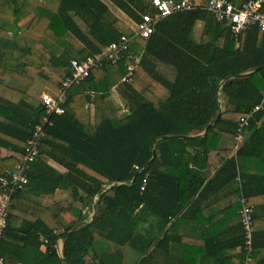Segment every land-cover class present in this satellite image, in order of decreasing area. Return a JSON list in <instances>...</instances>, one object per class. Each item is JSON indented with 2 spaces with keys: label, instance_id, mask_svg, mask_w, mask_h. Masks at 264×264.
<instances>
[{
  "label": "trees",
  "instance_id": "16d2710c",
  "mask_svg": "<svg viewBox=\"0 0 264 264\" xmlns=\"http://www.w3.org/2000/svg\"><path fill=\"white\" fill-rule=\"evenodd\" d=\"M106 3L131 25L140 14L152 12L150 0H0V176L16 170L44 114L41 96L58 95L61 82L71 73L70 62L87 59L119 37L133 34L131 26L112 16ZM23 13L31 15L27 30L36 40L19 35ZM198 23L202 29L196 41L193 31ZM140 46L135 44L130 51L135 59ZM143 47L137 65L124 60L92 70L80 86L69 90L64 114L50 118L39 156L26 170L28 183L11 198L0 264H123L125 247L137 253L136 264H153L154 255L145 254L152 246L153 251L163 248L164 255L178 264H193L191 254L169 249L178 238L168 231L161 239L148 237L145 231L162 234L171 219L188 218L197 194L200 198L228 187H234L229 196L236 217L241 195L254 208L251 259L252 264H264L260 232H255L264 221V216L257 217L264 203L258 206L254 201L264 198V175L251 172L258 162L264 164V109L250 120L234 155L221 145L225 136L233 139L239 119L264 95V69L237 77L264 66V33L251 27L234 37L207 12L194 10L162 20ZM128 65L135 66V72L128 83L120 84ZM136 68L158 86L135 88ZM161 68L170 69L173 77L167 78ZM6 72L27 79L28 87L23 91L9 87ZM114 88L129 106L130 115L123 119L110 97ZM158 89L167 92L166 99L157 96ZM47 159L66 173H58ZM202 171L213 173L212 179L206 181ZM57 190L69 191L70 199L47 206L45 197ZM95 197L96 213L88 222L84 209ZM205 210L193 208L192 217L201 218ZM78 224L82 225L69 234ZM240 229L237 245L242 249L241 225ZM95 235L115 250L93 251ZM200 240L206 248V243L216 246L213 235ZM180 242L190 243L186 237ZM235 260L244 264L243 252Z\"/></svg>",
  "mask_w": 264,
  "mask_h": 264
},
{
  "label": "built area",
  "instance_id": "2783aa9c",
  "mask_svg": "<svg viewBox=\"0 0 264 264\" xmlns=\"http://www.w3.org/2000/svg\"><path fill=\"white\" fill-rule=\"evenodd\" d=\"M150 7L152 12L140 14L139 20L133 24L131 36L119 37L118 40L110 43L104 51L87 59L72 60L70 62L71 73L61 82L58 95L56 97L49 94L41 96L44 114L26 142L24 156L14 172H7L0 176V241L7 226L11 198L14 193L24 188L28 183L26 170L29 164L35 162L39 156L41 141L46 137L45 128L50 125V118L64 114L69 90L80 86L89 77L92 70L99 69L106 64L115 65L124 60L134 61L137 65L143 54V42L155 32L157 25L162 20L178 13L194 10L205 11L216 22L228 27L234 37L251 27H256L261 33H264V0H248L238 7L231 0H150ZM135 44L141 45L140 49L136 50L138 56L136 59L130 54ZM126 70L127 73L121 79L120 84L129 82L135 72V66L128 65ZM263 109L264 95L252 110L239 119L233 137L234 152L243 143L244 130L248 127L250 120ZM135 170L141 171L138 167H135ZM147 178L148 174H145L140 187L141 192L144 191ZM236 181L240 183L238 178ZM238 202L241 206L238 212V221L244 234V243L241 249L244 254V264H252L254 208L248 205L247 199L242 195L238 198Z\"/></svg>",
  "mask_w": 264,
  "mask_h": 264
},
{
  "label": "crops",
  "instance_id": "0c3cea01",
  "mask_svg": "<svg viewBox=\"0 0 264 264\" xmlns=\"http://www.w3.org/2000/svg\"><path fill=\"white\" fill-rule=\"evenodd\" d=\"M231 1L234 3L235 6L238 7L244 4L248 0H231ZM119 13L118 15L116 14V17L121 19ZM70 39H72V42ZM68 40L71 44L75 42L78 46L76 49H80L81 45L77 41H75L73 38H69ZM115 91H116L115 88L111 90L110 97L114 107H116L118 118L123 119L126 116L130 115L129 106L125 101H124L125 104L120 108L115 106V94H114ZM117 96L122 98L119 94H117ZM157 96L161 100H164L167 97V92L164 89H158ZM99 103H100L99 95L96 94L94 96V104L98 105ZM90 107L91 110H93V106L91 105ZM221 145L223 148L232 149V154L233 155L235 154L233 150L234 141L232 138L230 139L225 136L223 139V143ZM6 155H9V153L3 152V156ZM46 162L49 166L54 168L58 173L60 174L66 173V169L63 166L58 165L53 160L47 159ZM263 165H264L263 163L258 162L254 166L251 172L264 175ZM202 175L206 181H209L213 177V173L209 171H202ZM233 189L234 187H228L217 193L216 192L209 194L206 193L200 198L198 197L199 195L197 194L192 199L193 201H191L189 204V206L191 207L189 208L190 211L188 210L189 214H186L189 215L186 220L182 221L177 218L171 219L169 224L166 226L165 231H163L162 234H159L158 231L151 230L149 233L145 231L146 232L145 235H148V237H152V238H156L158 236V238L161 239L163 237V234H165V232L168 231L169 236L178 238L177 241H173L169 245V249L173 252V254H191L190 256L193 264H236L235 257L240 255L242 251H241V247L237 245L238 239L241 235L240 224L238 221V217H236L235 215L236 211L234 210L235 208L234 202L232 203V197L229 196L230 193L233 191ZM108 190L109 188H107L105 192ZM69 194H70L69 191L57 190L52 196L45 197V204L47 206H50L64 199L69 200L70 199ZM166 197H168V195H166ZM96 200L97 197L93 198L90 207L84 209V212H87L89 214L90 219L88 220V222H91L93 217L95 216ZM254 201L258 204V206H260L261 204L264 203V198L255 197ZM75 206L77 208L79 207L78 204H75ZM189 206H187L181 214L186 212ZM193 208H201L206 210L203 211V214H201V218L198 216V218L196 217L194 219V217H192ZM263 216H264V210L257 214V217H263ZM152 226H154V223H152ZM144 227L147 228V225L145 224ZM256 231L260 232L258 242L261 244V247L259 248V252H260L261 260L264 261V221H262L260 224L255 226V232ZM203 235H205V237L206 235L207 236L213 235L216 246H213L212 243L211 244L206 243L208 245V248H206V246H201L202 243H200L201 241L200 239L203 237ZM183 237H186V239L189 240L190 243L186 242V244H182L180 241L181 239H183ZM98 241L101 242L103 241L104 243H107L106 241L95 235L93 251H95L96 253L102 252L96 249V245ZM188 246H191V249ZM61 249H62V242L59 241L57 245V252L59 256H61ZM125 249H129V248L125 247L122 249L123 264H136L138 262L137 253L132 251L135 254V256L131 257L126 255V254H132V252L129 253L130 249L128 250V252H124ZM153 249L154 247L152 246L145 253V254L154 255L153 264H178V262L171 260L170 258L164 255L166 253L163 248L160 251L157 250L153 251ZM112 250L114 251L115 248L113 247ZM199 254H224V255H220L219 258V257H214L212 255H210L209 257H201V255Z\"/></svg>",
  "mask_w": 264,
  "mask_h": 264
},
{
  "label": "rangeland",
  "instance_id": "374dc122",
  "mask_svg": "<svg viewBox=\"0 0 264 264\" xmlns=\"http://www.w3.org/2000/svg\"><path fill=\"white\" fill-rule=\"evenodd\" d=\"M106 4L109 7V10H110L112 16L115 15V17H116V14L118 15V13H119L117 11V9L112 4H109V3H106ZM119 16L129 26L133 27V25H131L130 22L122 14L119 13ZM30 19H31V15L28 14V13H23L21 15L20 22H19V31L18 32H19V35L21 37H23V38H28V39L36 40L37 37H35L34 35L30 34L28 32V30H27V26H28V23H29ZM201 29H202V24L201 23H198L195 26V28H194L193 37L195 38L196 41H198V39H199V36H200V33H201ZM9 30L10 31H13L12 29H9ZM70 40L72 42V39H70ZM72 44L74 45L75 48L78 47L75 42H73ZM161 72L164 73V75L167 78H169V79H171L173 77L172 72L170 71V69L161 68ZM4 76H5V83L9 87H12L14 89L23 91L29 85V81L27 79H24V78H22V77H20L18 75H15V74L6 72L4 74ZM132 83H133V86L135 88L136 87L138 88V90L144 89L149 84L158 86L157 84L153 83V81H151L147 75H145L142 72H140V69L139 68H136V74L134 76V79H133ZM114 94H115V106H117V107L120 108L121 106H123L125 104L124 103V100L122 98H120V97L117 96V94H119V91L118 90H116ZM120 111H121V109H120ZM96 249L99 250V251H106V250L113 251L112 250L113 249V246L112 245H109L107 243H104L103 241L102 242L101 241H98L97 242V245H96ZM128 250L129 249H125L124 252H128ZM130 252H132V251L129 250V253ZM126 255L131 256V257L132 256H135V254L133 252H132V254H126Z\"/></svg>",
  "mask_w": 264,
  "mask_h": 264
},
{
  "label": "water",
  "instance_id": "95a60500",
  "mask_svg": "<svg viewBox=\"0 0 264 264\" xmlns=\"http://www.w3.org/2000/svg\"><path fill=\"white\" fill-rule=\"evenodd\" d=\"M261 69H264V66L258 67L257 69H255V70L252 71V72L244 73V74H241V75H239V76H237V77H246V76H249V75H251V74H253V73H255V72H257V71H259V70H261ZM219 115H220V114H219ZM214 123H215V122L209 124L208 127H207L206 129L212 127ZM81 225H82V224H78L77 226H75V227L69 232V234L72 233L74 230H76V229H77L78 227H80Z\"/></svg>",
  "mask_w": 264,
  "mask_h": 264
}]
</instances>
